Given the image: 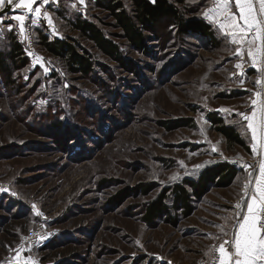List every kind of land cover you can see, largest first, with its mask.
<instances>
[{"label":"rangeland","instance_id":"374dc122","mask_svg":"<svg viewBox=\"0 0 264 264\" xmlns=\"http://www.w3.org/2000/svg\"><path fill=\"white\" fill-rule=\"evenodd\" d=\"M205 1L189 0L190 11L186 6L182 11L206 15ZM63 4L41 6L53 21L52 37L79 38L65 19L78 12L111 22L87 0ZM30 16L23 33L18 21L0 23V40L11 24L31 59L11 82L0 70V264H24L29 256L35 264L208 260L233 235L244 214L235 205L247 204L245 193L257 174L249 162L258 161L259 167L262 159L240 147L229 150L208 118L217 112L232 123L241 119L237 113L250 110L246 89H256L258 72L250 69L246 52L240 77L234 67L241 62L234 55L238 46L229 38L214 45L179 36L164 22L147 34L146 49L137 50L95 19L120 44L126 63L80 39L98 60L95 72L85 77L43 51ZM225 108L229 111H221ZM182 119L187 122L176 126ZM60 122V128L53 126ZM237 155L249 167L230 185H213L193 197L190 216L180 214L175 223L144 218L145 207L165 188L211 161L229 163ZM42 230L43 239L31 245V235Z\"/></svg>","mask_w":264,"mask_h":264},{"label":"trees","instance_id":"16d2710c","mask_svg":"<svg viewBox=\"0 0 264 264\" xmlns=\"http://www.w3.org/2000/svg\"><path fill=\"white\" fill-rule=\"evenodd\" d=\"M87 3L94 9L105 12L111 22L104 24L105 22L96 16L82 12L71 17L63 16L70 30L77 32L79 38H65L55 33L52 37L53 32L45 22L33 26L38 45L53 58L64 63L66 70L71 74L89 77L95 72L98 62L95 53L82 48L80 39L104 57L117 61L122 66L125 65L126 60L123 58L120 44L100 24L118 30V36L137 50L146 49L147 34L155 31L164 22L174 25L173 29L179 36L204 39L214 45L226 39L219 29L204 17V11L197 16H189L182 11L185 6L190 11L189 6L193 5L189 0H155V3L151 0H87ZM209 3L210 0H206L201 6L208 7ZM49 8L53 9V6ZM64 12L65 9L61 14ZM8 31L7 36L0 40L5 46L4 50H0V70L8 77V82H11L14 73L30 65L31 59L16 30ZM208 118L212 129L224 137L229 150L240 147L252 154L251 133L246 128V121H242L241 124L229 123L217 112H210ZM176 122V126L183 125L187 120ZM63 124L60 122L53 126L60 128ZM238 173L239 170L226 161H211L198 170L196 175L186 176L180 182L165 188L163 194L145 207L144 218L149 222L165 218L175 223L180 214L188 217L193 212V197H201L213 185L219 187L230 185ZM144 188V191H147L146 186Z\"/></svg>","mask_w":264,"mask_h":264},{"label":"snow or ice","instance_id":"6c2138e0","mask_svg":"<svg viewBox=\"0 0 264 264\" xmlns=\"http://www.w3.org/2000/svg\"><path fill=\"white\" fill-rule=\"evenodd\" d=\"M49 0H0V10L6 5L13 11L16 9L24 10L23 14L13 15L11 19L19 22L21 33L25 30V15L33 14L35 18L41 16V6ZM83 3V0H80ZM155 3V0H151ZM235 5L236 11L232 10ZM258 5V7H257ZM219 20V28L224 30V35L230 38V43L237 45L234 55L241 62H237L234 67L240 70V77L245 76L244 54L249 57V65L257 68L259 78L254 81L256 89H246L251 93L249 97V111L237 113L240 120L233 123L241 124L246 121V128L251 131L253 154L259 153L264 156V0H218V7L214 10ZM207 15V14H206ZM45 19L49 26L53 21L45 13ZM4 16L0 15V23ZM35 21L33 20V23ZM174 27V25L172 26ZM12 30V25L8 26ZM28 37L25 36V39ZM233 75H236L234 73ZM243 85L244 80H240ZM229 111V109H221ZM243 126V125H242ZM248 168L249 165H245ZM252 173H249L251 177ZM173 176L172 179H176ZM251 191L246 192L245 196L249 201L246 205L237 204L235 207L244 214L237 218L233 226L235 231L230 240H224L216 249L218 252V264H264V159H261L258 167V175L254 182H250ZM249 184L245 188H249ZM4 189L0 188V191ZM35 208V205H32ZM36 215H43L37 210ZM217 227H221L217 225ZM223 231V228H222ZM226 235V233H225ZM43 239V237H41ZM225 245H228L226 247ZM231 249V250H229ZM24 264H35L31 257L25 259Z\"/></svg>","mask_w":264,"mask_h":264},{"label":"crops","instance_id":"0c3cea01","mask_svg":"<svg viewBox=\"0 0 264 264\" xmlns=\"http://www.w3.org/2000/svg\"><path fill=\"white\" fill-rule=\"evenodd\" d=\"M72 1L73 2H75L76 0H49V2L47 3V4H45V5H42V6H48V7H50V6H57V5H59V3H69V5L72 3ZM39 4V2L37 1V4H34V7L35 6H37ZM209 7L207 8V12H206V14L207 15H204V17L211 23V24H213V25H215L217 28H219V20L221 19V18H218L217 17V14H216V12L214 11L217 7H218V0H210V3H209V5H208ZM43 7V8H44ZM257 7H258V5H257ZM48 10V9H47ZM232 10L233 11H236V8H235V5L233 4L232 5ZM49 11V10H48ZM10 13V12H9ZM5 14L4 15V20L3 21H5L6 23H7V21H11L12 19H11V16L12 15H18V14H23L24 13V10H22V9H16L15 11H13L12 9H11V13H13V14ZM29 15H32V16H30V20L33 22V20L35 21V23H37V24H35L36 26H39L42 22H45V23H47V20L45 19V17L43 16V15H45L43 12H41V16L39 17V18H35L34 17V15L33 14H26L25 15V19H27L28 20V16ZM27 16V17H26ZM28 24V23H27ZM34 24V23H33ZM51 28V27H50ZM220 29V28H219ZM221 31H222V33L221 34H223L224 35V30H222V29H220ZM219 30V31H220ZM225 36V35H224ZM227 38V37H226ZM229 41H230V38H229ZM249 67H250V69H254L253 71H256L255 73L257 74V72H258V70H257V68H253V67H251L250 65H249ZM246 124H247V122H246ZM250 131V130H249ZM250 133H251V131H250ZM254 143V141L252 140V138H251V149H252V144ZM252 155L254 156V157H259V156H261L259 153H257V154H253V150H252ZM262 157V159H264V156H261ZM256 172H257V174H256V177H257V175H258V170L256 169ZM248 202H250L249 201V199L247 200V203ZM229 250H231V249H229ZM207 261V260H206ZM205 262V261H204ZM203 262H201L200 264H202Z\"/></svg>","mask_w":264,"mask_h":264},{"label":"built area","instance_id":"2783aa9c","mask_svg":"<svg viewBox=\"0 0 264 264\" xmlns=\"http://www.w3.org/2000/svg\"><path fill=\"white\" fill-rule=\"evenodd\" d=\"M37 1L39 2V0H37ZM258 78H259V75L257 76V79ZM228 161H229V163L231 165L235 166L238 170H241V169L245 168L244 166L246 165L245 159H243L240 155L233 156ZM249 165L255 167L258 170V161L249 162ZM239 204H242V201L239 202ZM237 210L241 211L240 209H237ZM44 235H45L44 230L40 231L37 234L36 233H33L31 235V237L29 238L30 244L32 245V244L38 243L40 241V239H41V236H44ZM46 237H47V235L45 236V238ZM217 248L218 247H216L212 251V253L210 255V258L207 261L203 262L202 264H218V262H217L218 252H216V249Z\"/></svg>","mask_w":264,"mask_h":264},{"label":"water","instance_id":"95a60500","mask_svg":"<svg viewBox=\"0 0 264 264\" xmlns=\"http://www.w3.org/2000/svg\"><path fill=\"white\" fill-rule=\"evenodd\" d=\"M9 12H11V7L10 6H6L5 9L2 12H0V15L7 14Z\"/></svg>","mask_w":264,"mask_h":264}]
</instances>
